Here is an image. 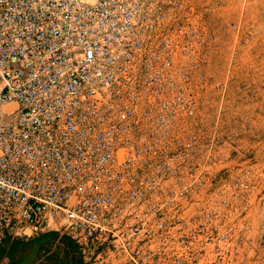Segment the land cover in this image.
I'll use <instances>...</instances> for the list:
<instances>
[{"label": "built area", "instance_id": "2783aa9c", "mask_svg": "<svg viewBox=\"0 0 264 264\" xmlns=\"http://www.w3.org/2000/svg\"><path fill=\"white\" fill-rule=\"evenodd\" d=\"M211 36L191 0H0V242L81 264H225L236 198L195 129Z\"/></svg>", "mask_w": 264, "mask_h": 264}, {"label": "rangeland", "instance_id": "374dc122", "mask_svg": "<svg viewBox=\"0 0 264 264\" xmlns=\"http://www.w3.org/2000/svg\"><path fill=\"white\" fill-rule=\"evenodd\" d=\"M211 36L195 129L237 195L239 244L225 264H264V0H191Z\"/></svg>", "mask_w": 264, "mask_h": 264}, {"label": "crops", "instance_id": "0c3cea01", "mask_svg": "<svg viewBox=\"0 0 264 264\" xmlns=\"http://www.w3.org/2000/svg\"><path fill=\"white\" fill-rule=\"evenodd\" d=\"M75 257H79L77 262ZM0 264H81V261L77 246L58 233L15 228L0 242Z\"/></svg>", "mask_w": 264, "mask_h": 264}, {"label": "trees", "instance_id": "16d2710c", "mask_svg": "<svg viewBox=\"0 0 264 264\" xmlns=\"http://www.w3.org/2000/svg\"><path fill=\"white\" fill-rule=\"evenodd\" d=\"M54 233H57V232H54ZM61 237L63 238V240H67L68 242L70 241L69 238L66 237V236H63V235H62ZM74 259H75V262H77V260H79V257H78V258L75 257Z\"/></svg>", "mask_w": 264, "mask_h": 264}]
</instances>
